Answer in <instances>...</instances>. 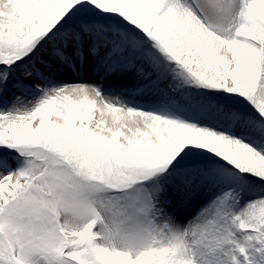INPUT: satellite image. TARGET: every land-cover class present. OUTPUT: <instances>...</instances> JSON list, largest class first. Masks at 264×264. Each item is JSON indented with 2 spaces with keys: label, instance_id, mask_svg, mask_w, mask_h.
Wrapping results in <instances>:
<instances>
[{
  "label": "snow or ice",
  "instance_id": "snow-or-ice-1",
  "mask_svg": "<svg viewBox=\"0 0 264 264\" xmlns=\"http://www.w3.org/2000/svg\"><path fill=\"white\" fill-rule=\"evenodd\" d=\"M0 264H264V0H0Z\"/></svg>",
  "mask_w": 264,
  "mask_h": 264
}]
</instances>
